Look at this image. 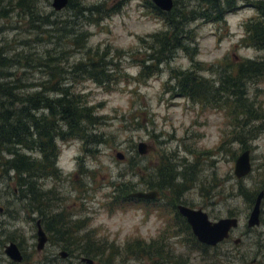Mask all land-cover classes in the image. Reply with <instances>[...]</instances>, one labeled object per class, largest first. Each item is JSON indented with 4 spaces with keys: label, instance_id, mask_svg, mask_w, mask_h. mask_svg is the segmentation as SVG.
I'll return each mask as SVG.
<instances>
[{
    "label": "rangeland",
    "instance_id": "obj_1",
    "mask_svg": "<svg viewBox=\"0 0 264 264\" xmlns=\"http://www.w3.org/2000/svg\"><path fill=\"white\" fill-rule=\"evenodd\" d=\"M10 1L15 7L9 6L12 7L10 12L5 17L0 16V49L6 51L7 56L17 54V62L9 71L22 78L24 84H29L23 92L30 94L41 88L40 81L45 76L40 67H36L35 57L31 54L44 59L55 53L66 62L63 66L70 67L84 56L86 50L70 47V43L60 40L58 27L54 28L51 36L29 24L32 13H37L41 20L65 19L70 14L67 9L55 11L52 0H24V4L27 2L28 6L34 7L30 16L15 5L20 0ZM182 1L185 0H180L177 6L183 7L185 2ZM6 2L0 0V8ZM84 2L116 7L100 23L86 24L83 18L80 22L75 21L73 28L88 30L87 47L99 48L106 53L107 60L118 62L120 74L116 73L118 79L109 85H99L92 79L80 77L79 82L69 83L76 92L84 93L89 105L95 106V112L103 116L97 132L102 134L104 141L88 146L94 153L87 155L79 139L58 141L60 154L57 164L61 176L38 181L43 190L56 191L48 194L55 204L53 213L62 212L71 224L79 226L78 220L86 224L87 228L80 232L76 229L74 234L89 233L96 244L106 245L105 252H111L113 256L110 264H175L176 261L183 264H253L258 237L257 232L247 226V219L253 207V197L264 187V132L258 131L256 138H248L252 169L246 176L237 178L234 174L235 159L244 147L233 139L236 127L229 123L227 108L222 107V103L219 108L194 103L172 87L176 83L174 70L197 68L202 76L216 79L215 70L220 66L227 68L243 59L263 56L264 51L240 44L245 33L243 23L256 14L255 9L247 0H237V9L225 14L224 23H206L202 19L191 21L196 41L188 46L190 50L196 46L194 58H190L189 51L180 50L169 61L158 65L159 69L153 75L139 81L136 78L140 62L145 58V44L140 37L147 41L148 35L162 30V19L146 0ZM53 11L58 13L53 14ZM35 19L38 20L37 17ZM47 26L44 24L41 28L47 29ZM224 58L226 63H223ZM123 73L129 77L123 78ZM258 86L264 88V82ZM258 88L255 89L252 82L248 83V97L264 117V93L258 92ZM263 122L259 118L253 124L260 127ZM139 142L149 145L145 154L137 152ZM20 151L30 154V150L23 147ZM117 153H121L123 158H118ZM81 160L85 165L79 171ZM163 164L172 165V171L181 173L177 177L181 183L184 176L194 177L179 194V200L186 203L183 204L202 209L211 220L236 214L239 226L234 228L231 240L223 246L224 251L236 249L235 253L226 251L227 254L222 253V256L217 254L219 252H211L206 258L201 249L193 246L192 243L196 245V242L192 238L190 242L189 237L181 235L182 232L175 235L167 233L168 246L165 249L173 259L170 262H162L154 255L124 252L123 247L127 243L138 240L161 242L166 219L175 212L168 203L171 201L176 206L177 200H171L173 190L163 187L159 190L156 209L149 204L120 205L119 201H112L119 193L116 185L131 182L135 185L133 191L148 190L144 181L151 173L158 180L155 171ZM13 173L10 170L0 178V264H85L76 259L61 258L56 247L48 246V242L42 249H37L36 220L40 217L33 210L36 202L30 203V199L21 198V192L14 191L17 184ZM244 190L252 193L250 200L243 194ZM42 226L46 230L44 224ZM262 231L264 247V229ZM246 232L248 234L245 235ZM237 237L243 239L240 245L233 242ZM162 238L165 240V234ZM9 242L18 245L23 255L21 261H13L5 254ZM94 259L95 264H105L97 257Z\"/></svg>",
    "mask_w": 264,
    "mask_h": 264
},
{
    "label": "trees",
    "instance_id": "obj_2",
    "mask_svg": "<svg viewBox=\"0 0 264 264\" xmlns=\"http://www.w3.org/2000/svg\"><path fill=\"white\" fill-rule=\"evenodd\" d=\"M23 1H17L15 5L21 12L31 16L33 5L28 6L27 2L24 4ZM146 1L152 6L153 12L162 19L164 27L148 35L147 41L140 37V41L145 44V58L140 62V71L136 78L139 81L153 75L158 71V65L169 61L180 50L189 51L190 58H194L197 53L196 46L191 50L188 46L196 41L194 28L190 27L191 21L202 19L206 23H224L225 14L237 9V0H185L182 1L185 2L183 7L177 6L180 0H174L173 8L165 12L150 0ZM247 2L255 9L256 14L243 23L245 33L240 44L264 51V0H247ZM11 5L15 7L12 1L7 0L0 8L1 17H5L7 12H10L12 7L9 6ZM64 9L70 11L65 19L42 18L41 20L37 13H32L29 24L43 34L51 36L54 28L58 27L57 36L59 34L60 40L70 43V47H79L86 51L76 63L71 65L67 63L70 67L63 66L66 62L55 53H50L44 59L42 56L31 54V57H35L36 67H40L42 73H45L44 80L40 81V89L30 94L23 92V88L29 84H24L22 78L9 71L11 65L17 62L15 60L17 54L12 55L14 57L11 58L12 56H7L6 51L0 49V178L12 170L18 190L21 192V198L30 199L31 201H28L30 203L36 202L33 210L38 212L39 219L46 229L58 231L63 240L71 238L72 244L79 245L81 256L93 259L97 257L98 261L110 264L113 262V256L111 252H105L106 245L96 244L91 240L89 233L79 236L74 234L76 229L80 232L87 228L86 224H81L80 220L79 226L76 223L71 224L65 216L63 217L62 212L53 213L52 209L55 204L48 194L56 191L54 189L43 190L38 185V181L44 178H60L61 176L56 164L60 154L58 141L79 139L83 143L86 155L94 153V150L88 146L91 144L96 146L104 141L102 134L97 132V125L103 116L95 112V106L89 105L84 93L73 89L72 83L79 82L80 77L83 80L92 79L99 85H109L116 81L117 75L120 74L117 70L118 62L107 60L106 53L100 51L99 48L87 47L88 30L73 28L75 21L80 22L83 18L86 24L100 23L110 16L116 7L109 6L108 8L103 3L87 5L84 0H69ZM55 11L53 14L58 13ZM44 24H48L47 29L41 28ZM40 38L38 40H41ZM4 52L6 56L3 55ZM226 62L224 58L223 63ZM173 72L176 83L172 88L177 93L194 103H203L217 108L222 103V107L227 108L229 123H233L236 127L233 139L240 142L243 149L248 148L249 137L256 138L258 131L264 132V122L260 127L253 124L256 119L264 120V117L254 108L255 102L250 101L248 97V83L252 82L256 89L260 83L264 82V55L258 59H243L240 62L229 64L227 68L220 66L215 70L216 79L202 76L197 68L196 70H174ZM125 77L128 78L129 75L123 73V78ZM257 91L264 93V88H258ZM257 105L261 106L262 103H257ZM17 145L20 146L17 147ZM22 147L30 150V154L20 151ZM78 165L79 171L84 169L83 161ZM171 168L172 165L168 164L157 168L155 176L158 180L151 173L144 181L145 187L158 191L163 187H168L174 192L171 200L185 203L179 200V194L186 189V183L194 177L185 178L183 175V183H181L177 178L181 173L172 171ZM134 188L135 185L131 182L119 183L116 185L119 193L112 201H119L120 205L149 204L154 209L158 208V198L130 197L129 194ZM244 191H242L243 194L250 200L252 193ZM168 205L178 213L173 202L170 201ZM178 220L179 229L184 232L188 228H186L187 224L186 222L184 224L182 219ZM184 234L191 242L192 234L189 231H185ZM192 244L197 248V244ZM123 249L124 252H130V254L158 256L162 262L173 260L169 251L167 253L165 246L163 247V244L157 240L150 242L138 240L127 243ZM175 264H183V262L176 261Z\"/></svg>",
    "mask_w": 264,
    "mask_h": 264
},
{
    "label": "water",
    "instance_id": "obj_3",
    "mask_svg": "<svg viewBox=\"0 0 264 264\" xmlns=\"http://www.w3.org/2000/svg\"><path fill=\"white\" fill-rule=\"evenodd\" d=\"M69 0H52V7L54 10H62L66 7ZM155 6L162 11L168 12L173 8L174 0H152ZM149 149V145L145 142H139L137 144V152L139 154H145ZM117 157L122 159L123 155L117 153ZM252 169L251 164V151L249 148L244 149L237 156L234 166V174L237 178H242L250 173ZM133 198L142 199H155L159 196V192L155 189L150 190H137L129 194ZM264 197V191H260L256 197L255 203L252 207L249 216V225H253L258 220L259 208L261 200ZM178 212L185 217L190 224L194 235L199 241L208 244H215L216 242L227 237L229 230L237 226V218H222L213 222L208 214L200 208H192L184 204L177 205ZM37 249L40 250L44 247L46 242L45 232L40 224V220H37ZM5 254L13 261H21L23 255L18 245L15 242H9L4 250ZM83 261L91 262L92 259L83 257Z\"/></svg>",
    "mask_w": 264,
    "mask_h": 264
},
{
    "label": "flooded vegetation",
    "instance_id": "obj_4",
    "mask_svg": "<svg viewBox=\"0 0 264 264\" xmlns=\"http://www.w3.org/2000/svg\"><path fill=\"white\" fill-rule=\"evenodd\" d=\"M14 191L16 193L19 192L17 187H14ZM260 191H264V187H262L259 190V192ZM259 192H257L256 196L253 197L254 198V200L252 201L253 205L255 203L256 197L259 194ZM159 195H160V192H159ZM178 204H183V203L177 202L176 209H177V205ZM263 205H264V197L261 200V204H260V208H259L258 220H257V222L255 224L249 225V221L248 220H249L250 214H249L248 219H247V226L251 227L252 231H256L257 232V237H258L257 241L255 243L256 244V250H255V256L253 258L254 259L253 260V264H264V249H263L264 247H263V243H262V234H263L262 229H264V209H263ZM164 215H162V216H164ZM230 217L237 218L236 214H227L226 216L218 217L217 219L212 220V221L215 222V221H218V220H220L222 218H230ZM178 219H182V222L184 224L186 222V224H187L186 228L187 227L188 228L185 229V231H189V233L192 234V238L195 239L194 241H196L198 249H201L204 252V256H206V258L210 257L209 254L211 252H214V253L215 252H219L217 254H221V255H222V253L223 254H227V252L235 253L236 249H226L224 251V247H223L226 242L231 240V236H233V233H234V231H233L234 228L229 230V234H228L227 237H224L222 240L216 242L215 244H208V243H205V242H201L194 235V233L192 231V228H191L190 224L187 222V220L185 219V217L182 216L179 212L178 213L177 212H173V214L169 217V219H166V222H165L166 226H165V228H163V234H162V236L165 234V240L162 239V236H161V243L163 244V247L164 246H168V244H166V240L168 239L167 233H169L170 235H175V234H179L180 232H182L179 229V226H178V223H179ZM237 221H238V218H237ZM78 222H79V220H78ZM238 223H239V221L237 222V226L236 227L239 226ZM41 225H42V222H41ZM36 228H37V224H36ZM44 232H45V236H46L45 244L48 242V243H50V244H48V246L52 244L54 247H56V249L58 250V254L60 255L61 258H66V259H69L70 261L76 259V260H78V262L80 260V262L85 263V264H95V262H96L95 259L90 258V257H86V258L92 259L91 262H87V261H83L82 260V258L84 256H81V255L79 256V245L72 244L73 240L71 238L68 239V238H64L63 237L65 240L61 239V237H60L61 235L58 233V231H56L54 229H51V230L50 229H46V230H44ZM184 232H182L181 235H183ZM78 233L79 232H76L77 236H79ZM246 234H248V232H246L245 235ZM233 242L236 245H240L241 242H243V239H241L240 237H237L236 239L233 240ZM225 248H228V247H225ZM207 255H208V257H207ZM233 257H236V255H234ZM259 258H261V259H259ZM219 259L221 260V262L223 261V259H221V258H219Z\"/></svg>",
    "mask_w": 264,
    "mask_h": 264
}]
</instances>
